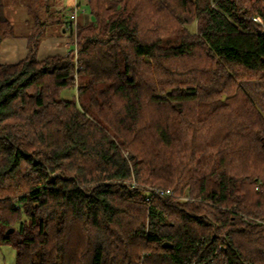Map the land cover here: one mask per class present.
Here are the masks:
<instances>
[{
  "label": "trees",
  "instance_id": "obj_1",
  "mask_svg": "<svg viewBox=\"0 0 264 264\" xmlns=\"http://www.w3.org/2000/svg\"><path fill=\"white\" fill-rule=\"evenodd\" d=\"M9 1L0 49L22 35ZM87 3L75 29L42 4L0 62V244L16 264H264V110L242 81L264 97V0ZM57 22L74 47L40 59Z\"/></svg>",
  "mask_w": 264,
  "mask_h": 264
},
{
  "label": "rangeland",
  "instance_id": "obj_2",
  "mask_svg": "<svg viewBox=\"0 0 264 264\" xmlns=\"http://www.w3.org/2000/svg\"><path fill=\"white\" fill-rule=\"evenodd\" d=\"M22 2V3H21ZM31 6L32 14L31 19L28 16L27 12L29 10V5ZM45 3V6L47 3L49 4V8L54 11L55 9L58 10L61 4H66L65 7H63L61 13H60V20L65 19L69 15V11L67 12V4L70 3V0H10L8 2V8H7V14L8 17L11 19V21L14 23L16 30L21 33H25L29 30L30 26L33 25L31 23L34 21V15L39 14L41 19H44L47 17L48 13L44 12V8L41 7L42 4ZM87 10V14H91L89 10L88 3H85L83 6ZM28 20L30 21L31 25H28ZM255 20L262 24V21L260 18L257 20V17ZM47 35H53V37H60L63 33V27L61 26L60 22L56 24H50L47 26L46 29ZM69 42V40H68ZM70 46H71V42ZM73 45V43H72ZM72 47V46H71ZM244 86L246 87L248 93L252 98L255 99V101L258 103V105L264 110V97L262 90L258 87L259 81L256 79H246L242 80ZM76 91L73 89H66L64 90L63 94L66 97H69L72 95V93H75ZM0 264H16V249L11 244H0Z\"/></svg>",
  "mask_w": 264,
  "mask_h": 264
},
{
  "label": "crops",
  "instance_id": "obj_3",
  "mask_svg": "<svg viewBox=\"0 0 264 264\" xmlns=\"http://www.w3.org/2000/svg\"><path fill=\"white\" fill-rule=\"evenodd\" d=\"M88 0H70V3L67 4V12L74 7L76 3H80L81 6H83L85 3H87ZM62 6H60L58 9H63L66 4L62 3ZM28 16L29 12H27ZM69 18L66 17L65 19H62L63 22ZM91 19V14H87V10L79 13V22L85 23ZM65 24H61V26H64ZM28 32V31H27ZM20 33L22 35L16 36V37H10L3 40L1 44L0 49V62H16L20 59H23L27 56L29 52L28 48V38L25 36L27 33ZM63 33L60 37H53V35H47L41 42L39 49H38V58L42 59L49 55H55V54H66L68 53L72 47V41L70 39V32L67 31L63 27ZM71 42V46L70 43Z\"/></svg>",
  "mask_w": 264,
  "mask_h": 264
},
{
  "label": "built area",
  "instance_id": "obj_4",
  "mask_svg": "<svg viewBox=\"0 0 264 264\" xmlns=\"http://www.w3.org/2000/svg\"><path fill=\"white\" fill-rule=\"evenodd\" d=\"M85 8H83L80 3H76L74 7L69 12V18H68V27H73L74 29L77 27L78 21H79V13L84 11ZM259 18H257L258 20ZM77 77V75H75ZM154 193L159 195H165V194H171V191L169 189H163V188H153Z\"/></svg>",
  "mask_w": 264,
  "mask_h": 264
},
{
  "label": "water",
  "instance_id": "obj_5",
  "mask_svg": "<svg viewBox=\"0 0 264 264\" xmlns=\"http://www.w3.org/2000/svg\"><path fill=\"white\" fill-rule=\"evenodd\" d=\"M12 231H13V229H8L7 230V232H9V233L12 232ZM165 245H170V243H165Z\"/></svg>",
  "mask_w": 264,
  "mask_h": 264
}]
</instances>
